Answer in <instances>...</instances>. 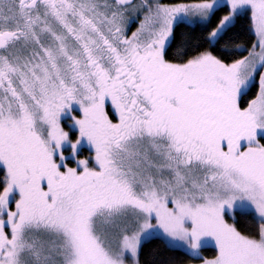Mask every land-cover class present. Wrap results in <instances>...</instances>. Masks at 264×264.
<instances>
[{
    "label": "snow or ice",
    "instance_id": "1",
    "mask_svg": "<svg viewBox=\"0 0 264 264\" xmlns=\"http://www.w3.org/2000/svg\"><path fill=\"white\" fill-rule=\"evenodd\" d=\"M0 264H264V0H0Z\"/></svg>",
    "mask_w": 264,
    "mask_h": 264
},
{
    "label": "trees",
    "instance_id": "2",
    "mask_svg": "<svg viewBox=\"0 0 264 264\" xmlns=\"http://www.w3.org/2000/svg\"><path fill=\"white\" fill-rule=\"evenodd\" d=\"M253 38H254V37H252V36L249 35V34H244V35H242V36L239 38V41H238V42H248V41H250V40L253 39ZM158 246L162 247V245L159 244V241H153V242H151V243H147V244H145L144 247H143L142 253H141V261L143 262V261H145L146 259H148V258H149V254H150V252H151L154 248H156V247H158ZM206 254H210V253H206ZM176 255H177L178 257H180V253H179V252H177ZM180 258H182V257H180Z\"/></svg>",
    "mask_w": 264,
    "mask_h": 264
}]
</instances>
